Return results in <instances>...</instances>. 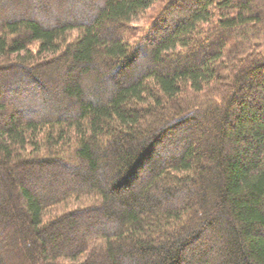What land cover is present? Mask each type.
<instances>
[{"label": "trees", "instance_id": "trees-1", "mask_svg": "<svg viewBox=\"0 0 264 264\" xmlns=\"http://www.w3.org/2000/svg\"><path fill=\"white\" fill-rule=\"evenodd\" d=\"M0 97V264H264V0H0Z\"/></svg>", "mask_w": 264, "mask_h": 264}, {"label": "rangeland", "instance_id": "rangeland-1", "mask_svg": "<svg viewBox=\"0 0 264 264\" xmlns=\"http://www.w3.org/2000/svg\"><path fill=\"white\" fill-rule=\"evenodd\" d=\"M18 3H20V1H18ZM155 5V4H154ZM158 5H155V6H153L152 8H150V9H148V11H146L144 14H142V16L141 17H139V18H137L134 22H133V25H135V26H139L141 29H143V26H145L147 23H148V21L150 20V18L149 17H151V14L153 13V11H155V7H157ZM59 74V75H58ZM61 74L62 73H60V71H56V70H54V69H49L48 70V72H46V73H42L41 74V76H42V78H43V80L44 79H46L45 81L47 82V80H48V77H50V76H52V75H56V76H58L59 77V79L55 82V85L53 86L54 88H51V90H49L48 92L47 91H44V94H46L45 95V100H46V104L45 105H41V106H39L40 107V110H41V112H44V113H46V114H48V115H50V116H53V115H56V114H58L57 112H58V110L61 108V107H63L64 105L63 104H65V101H64V97L61 95V93H60V89H61V87L64 85V84H66V83H72V82H75V77H76V75L78 74V70L77 71H73V72H71V78L70 79H64L63 78V75L61 76ZM8 77H10L9 75H7V74H5L4 75V77L2 76V79H3V81H6V78H8ZM80 78H81V80L79 81V83H80V85L84 88V81L86 80L85 78H84V76H80ZM74 79V80H73ZM8 83V82H7ZM63 83V84H62ZM8 85V84H7ZM6 85V86H7ZM86 89H88V88H86ZM3 94V93H2ZM5 100L2 98V97H0V102H4ZM25 103V102H24ZM24 103H17V105H13V107H18V105L19 106H25V105H22V104H24ZM12 107V108H13ZM68 107H70V106H68ZM67 107V108H68ZM10 106H9V108L7 109V114L8 113H11V115L13 116H15V117H23V115L21 116V113H17V112H15V111H13V110H11L12 109ZM72 109V108H71ZM70 108L68 109L69 111L71 110ZM69 114V113H68ZM71 114V113H70ZM9 115V114H8ZM197 123V122H196ZM196 123H194V122H192V123H189V126H187V128H185V129H188V135L192 132V133H194L195 131H196V133L197 132H199V133H204V134H208L209 133V131H208V129L206 128V127H203V126H196L197 124ZM195 135V134H194ZM202 140H204V139H201V142H200V144L202 143ZM158 153H160V152H157V154L155 153V154H153V156L154 157H152V159L153 160H155L156 158H158L160 155H158ZM101 154H102V152H101ZM162 154V156L164 155V156H166L167 154H169V153H166V155H165V153H161ZM161 156V157H162ZM70 163H71V161H70ZM113 165V162L110 160L109 161V159H108V161H106V166H104V165H100L99 166V171H98V173L99 174H101V176H102V179L101 180H103V183L105 184V183H107L108 181H109V179H111L112 177H111V175H112V171H111V166ZM64 169V168H63ZM66 169V168H65ZM65 173V174H64ZM64 174V175H63ZM62 175L63 176H65L66 175V172L65 171H62ZM144 179H143V177L142 176H140L138 173L135 175V176H133L132 178H130V188H132V189H136V188H138V187H140L141 185H142V181H143ZM39 187V186H38ZM37 190V189H36ZM40 192H42L41 190L42 189H38ZM74 202V201H73ZM79 205V206H78ZM81 206H80V204H75V205H70V207H69V209L71 208V209H76V208H80ZM53 208V206H49V208L47 209V212H50V210ZM51 211H53V210H51ZM53 213V212H52ZM51 213V215H53ZM48 219L49 217H45V219ZM95 218H93V216H88L86 219H85V222H84V220H81V219H79V220H75V222H73V226H72V228H67V229H65V228H63V230L61 231V233H60V235L61 236H59L56 240H55V245L54 246H50V245H47L46 246V248H47V250L48 251H52L53 249H58V248H63V246H64V242H66V240L67 239H69V238H74V239H77V235L78 234H84V231H88V232H90L89 230H91V229H94V230H97V229H102V224L101 223H99L100 221H95L94 220ZM50 220V219H49ZM97 222V223H96ZM95 223H96V225H95ZM95 225V226H94ZM70 231V232H69ZM260 232V231H259ZM74 235H73V234ZM263 234H264V232H263ZM72 235V236H71ZM17 245V244H16ZM18 246V245H17ZM12 260H13V262L15 263V260L16 259H13L12 258Z\"/></svg>", "mask_w": 264, "mask_h": 264}]
</instances>
